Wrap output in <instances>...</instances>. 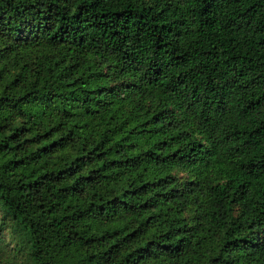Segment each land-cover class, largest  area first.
<instances>
[{
	"label": "trees",
	"instance_id": "obj_1",
	"mask_svg": "<svg viewBox=\"0 0 264 264\" xmlns=\"http://www.w3.org/2000/svg\"><path fill=\"white\" fill-rule=\"evenodd\" d=\"M0 210L23 264H264V0H0Z\"/></svg>",
	"mask_w": 264,
	"mask_h": 264
},
{
	"label": "rangeland",
	"instance_id": "obj_2",
	"mask_svg": "<svg viewBox=\"0 0 264 264\" xmlns=\"http://www.w3.org/2000/svg\"><path fill=\"white\" fill-rule=\"evenodd\" d=\"M180 178H185L184 174H178ZM0 234L4 236L5 241L9 243V247L13 246L15 244V241L12 239V237L9 234V228H8V222L6 217L1 213L0 210ZM0 264H23L21 262V259L18 258V256H14V253L12 254L6 252L2 253L1 258H0Z\"/></svg>",
	"mask_w": 264,
	"mask_h": 264
}]
</instances>
